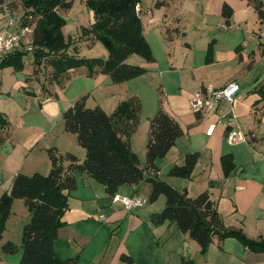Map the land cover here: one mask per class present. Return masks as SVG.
<instances>
[{
	"label": "crops",
	"instance_id": "obj_1",
	"mask_svg": "<svg viewBox=\"0 0 264 264\" xmlns=\"http://www.w3.org/2000/svg\"><path fill=\"white\" fill-rule=\"evenodd\" d=\"M242 1L240 8L234 10L229 27L235 20L245 22L246 27L259 29L253 34H260L258 38L261 39L264 37V15L259 16L252 1ZM93 22L94 18L90 25ZM258 45V50L250 52L244 45H238L236 50L230 46L225 49L215 42L211 63L206 62L207 48L204 63L190 66L187 69L189 76H180L174 81L176 88L173 91H168L169 86H165V92L162 88L163 101L151 110L147 126L149 132L150 120L162 106L184 131L167 157L157 161L161 171L156 176L179 192H187L191 198L210 190L226 227L242 229L252 240L264 238V102L254 92L263 79H248L259 54L264 55V42L260 41ZM260 61V64L264 63L262 57ZM238 62L248 64L249 69L235 71L233 65ZM132 64L142 66L143 63L138 60ZM39 71L40 68L35 66L34 73L30 71L24 80L15 75L12 87L5 83L2 88L0 85V113L9 122L7 127L0 129V198L11 191L14 178L20 173L49 174L51 163L47 150L50 148L74 153L81 160L85 158V150L78 144L76 136L65 131L63 114L83 96H88V105L93 92L84 88L67 94L68 85L80 76L76 75L78 70L70 71L71 79L64 83L53 81L49 86L42 83ZM82 71L84 77L98 88L111 80L105 74L90 77L87 70ZM185 82H193V85ZM232 82L240 86V92L232 102L221 101L216 108L195 112L192 101L197 95L206 97L210 88L222 89ZM99 102L97 100L94 104L99 105L94 107L112 114L122 99L109 101L110 109ZM232 130L238 131L244 140L228 142L226 136ZM137 135L138 129L131 139L132 148L145 167L147 144L138 142ZM193 153H199L200 159L191 179L168 175L174 165L184 163V156ZM227 154L233 155L236 164L228 177L221 162ZM74 176L77 188L69 195V210L55 241V251L63 259L78 257V264H121V256L125 254L133 257L135 264H182L190 259L194 264H257L251 260L254 256L245 254L246 248L237 239L229 238L221 244L215 239L208 252L202 254L199 244L182 233L176 223H155L154 215L163 211L166 199L160 197L157 204L148 206L147 202L144 207L128 211L121 202L114 201V196L107 193L103 184L80 172H75ZM150 192V184L143 183L122 186L117 194L149 200ZM158 201H162L161 204ZM15 210L24 214L19 222L18 212L13 216ZM99 213L105 214L106 222L98 220ZM29 220L24 201L15 200L0 243V264H21L23 229ZM7 242L17 244L19 251L3 253L2 246ZM260 257H264V253Z\"/></svg>",
	"mask_w": 264,
	"mask_h": 264
},
{
	"label": "trees",
	"instance_id": "obj_2",
	"mask_svg": "<svg viewBox=\"0 0 264 264\" xmlns=\"http://www.w3.org/2000/svg\"><path fill=\"white\" fill-rule=\"evenodd\" d=\"M7 1L10 0H0V6ZM83 1L93 13L94 22L88 28L82 27V34L104 46L108 52L106 59L68 55L71 42L64 34L67 21L60 9H71L73 0L14 1L20 2L23 7L21 27H32L31 53L34 54L35 63L40 65L41 60L43 62L45 59L53 67V81L57 84L63 79V83L71 79L70 71L84 67L90 77L105 74L113 84H122L145 74L147 69L127 62L132 55H139L148 63L155 62L140 14L142 0ZM250 1L262 17L263 2ZM233 15L234 9L224 3L222 16L226 26H231ZM214 44L215 41L209 44L207 63L213 61ZM24 54L14 51L2 56L0 69H20L24 65ZM263 81L254 88V92L261 96V102H264ZM87 100L88 96L81 97L63 114L65 131L76 136L78 144L85 150L84 160L74 153L50 148L47 150L51 163L49 174L20 173L14 178L11 191L0 198V243L14 201L23 200L29 212L30 220L24 226L22 235L21 264H78V257L63 259L55 251L58 232L64 225L63 217L69 210V195L77 188L75 172L103 184L112 196L125 185L150 184L151 203L162 196L166 199L163 211L154 215L155 223H176L182 233L188 234L199 244L202 254L208 252L215 239L221 244L229 238L237 239L251 252L264 253V238L252 240L242 229L226 227L210 190L191 198L187 192H179L156 176L161 171L157 161L165 159L177 139L184 135L180 124L162 106L150 120L146 166L143 167L131 143L140 124V100L137 97L124 100L112 114L98 106L90 108ZM8 125L7 118L0 113V129ZM199 159V153L184 156V163L174 165L168 175L191 179ZM221 162L224 174L228 177L236 169L234 157L232 154L224 155ZM19 249L13 242L2 246L5 254H16ZM121 264H135V260L124 254L121 256ZM182 264H194V261L190 259Z\"/></svg>",
	"mask_w": 264,
	"mask_h": 264
},
{
	"label": "rangeland",
	"instance_id": "obj_3",
	"mask_svg": "<svg viewBox=\"0 0 264 264\" xmlns=\"http://www.w3.org/2000/svg\"><path fill=\"white\" fill-rule=\"evenodd\" d=\"M14 1L17 0L7 1L0 6V31L5 29L13 30L16 27L10 25V18L4 11L11 8L20 18L23 17L21 3H14ZM223 2L229 3L234 10L240 8L239 5L243 4L242 0H142L139 9L144 33L153 49L155 62L151 64L139 55H132L127 61L128 64L133 65L132 63L140 60L143 63L140 67L147 69V72L136 79L122 84H113L110 80L102 88L95 87L93 81L84 77L85 75L82 74V70H86L84 67L78 70V73L75 72L77 73L76 75L80 76L77 79H73L71 84L68 85L67 94H72L74 89L82 90L88 88L90 90L89 93L93 92L89 98L88 105L90 107L99 105L94 104L99 100V103H103L109 109V101L117 102L119 99L124 101L131 97H137L141 104L140 124L137 135L138 142H142L146 146L148 141V117L151 110L154 107H159L161 101H163L162 88L165 92V86H169L168 91H173L176 88L174 81L180 76H189L187 69L190 66H199L204 63L209 43L215 40L221 48L230 46L235 48V50L238 45H244L251 52L254 49H259L258 44L260 41L264 42V37L258 38L260 34H253L254 30L258 31L259 29L248 28L245 26V22H236L235 20L232 23V27L226 26L221 16ZM60 12L67 21L64 33L71 42V46L67 51L68 55L87 59H106L108 57L107 50L100 42L92 40V38L88 39V36L82 34L81 26L90 27L89 25L94 18L93 13L88 10L83 0H74L71 9H60ZM26 28L32 29L28 25ZM24 40L32 41V33L28 32ZM169 40L172 42H169ZM19 52L25 53L23 56L24 65L20 69L7 67L0 70L1 88L2 83H5L7 87H12V78H15V75L23 80L26 79L30 71L34 73L35 66L40 68L39 74L42 83H46L49 86L54 79L53 67L45 59L43 62L41 60L40 65H37L34 54L24 49ZM2 55L3 53L0 52V59ZM259 55L257 63L250 68L252 73L248 74V79H264V63L260 64L261 57L264 59V55ZM249 67L248 64L241 65L239 62L233 65L234 70L237 69L235 71L239 72L243 71L244 68L248 70ZM173 68H178V70ZM198 73H202V71H198ZM63 81L64 79L59 82L63 83ZM185 83L193 85V82ZM89 84L90 86H88ZM164 199V197H161V200ZM161 202L158 201V204H161ZM151 204L149 199L148 206ZM155 204H157V201ZM20 210L13 211V216L18 212V222L24 216ZM249 252V250L245 249V254L254 256L251 259L253 263L264 264V257H260L263 256V253Z\"/></svg>",
	"mask_w": 264,
	"mask_h": 264
},
{
	"label": "built area",
	"instance_id": "obj_4",
	"mask_svg": "<svg viewBox=\"0 0 264 264\" xmlns=\"http://www.w3.org/2000/svg\"><path fill=\"white\" fill-rule=\"evenodd\" d=\"M13 11L14 10L11 8L4 11V13L10 18V25L16 27L13 30L5 29L0 31V52L3 53L2 56L8 55L14 51H20L22 49L30 53L33 51L31 44L32 41L24 40L28 32L32 33V29L26 27L22 28V18L16 15ZM239 92L240 88L236 82H232L222 89L210 88L206 97L197 95L192 101V106L195 112H201L206 108H216L221 101L232 102ZM226 139L228 142L234 143L239 140H244V137L238 131L232 130L227 134ZM114 201L121 202L126 210L130 211L135 208L144 207L147 204L148 199L142 196L129 198L116 194L114 195ZM98 220L100 222H106L105 214L99 213Z\"/></svg>",
	"mask_w": 264,
	"mask_h": 264
}]
</instances>
